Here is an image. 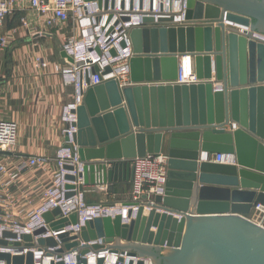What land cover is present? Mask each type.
I'll use <instances>...</instances> for the list:
<instances>
[{
    "label": "water",
    "instance_id": "water-1",
    "mask_svg": "<svg viewBox=\"0 0 264 264\" xmlns=\"http://www.w3.org/2000/svg\"><path fill=\"white\" fill-rule=\"evenodd\" d=\"M96 1L99 7L108 4ZM182 1L183 23H169L170 17L155 24L144 17L130 30V85L121 88L114 79L89 85L85 77L72 135L84 163L79 189L131 180L135 157L164 153V193L138 205L129 223L120 215L85 222L78 237L82 244L76 236L59 234L58 258L78 251L77 264H86V253L102 249L118 254L121 264H264V220L257 224L245 217L255 204L264 206V42L226 24L264 34V0ZM184 55L192 57L197 82H175ZM97 70L94 66L91 73ZM64 146L73 153L72 146ZM210 154H232L235 163L205 160ZM42 216L52 230L77 221L76 214L62 218L58 207ZM4 238L16 235L4 231L2 247L33 246L28 234L21 236L24 243ZM36 242L57 245L53 237ZM163 248L169 252H156ZM0 261L33 264V255L0 252Z\"/></svg>",
    "mask_w": 264,
    "mask_h": 264
},
{
    "label": "built area",
    "instance_id": "built-area-1",
    "mask_svg": "<svg viewBox=\"0 0 264 264\" xmlns=\"http://www.w3.org/2000/svg\"><path fill=\"white\" fill-rule=\"evenodd\" d=\"M110 1L108 0L106 7L103 3L99 7L96 0H0V28L11 14L20 10H29L39 18L42 27L58 32L61 42L60 50L73 62L63 58V64L57 68V73L63 84L72 86L74 90L71 101L63 104L60 109L62 144L57 148L53 159L55 167L50 183L41 191V203L20 219L8 213L0 214V238L4 231H8L15 234L16 238H4V240L10 243H24L21 236L28 234L32 237L33 246L22 250L16 247L0 246V252L26 255L28 251H31L33 264H51L52 262L56 264L59 261L63 264H77L78 251H65L61 257H57L55 252L63 247V243L57 238L59 234L65 233L69 237L76 236V240L82 244L78 237L85 222L96 217L120 215L123 223H129L135 217L138 205L142 202H152L156 195L164 193L167 178V156L164 153L146 154L132 160L133 177L127 202L89 203L85 198V186L79 189V186L83 184V177L79 174L82 173L84 163L77 155L72 135L76 132L75 110L82 101V91L87 87L85 77L88 76L89 85H96L108 79L116 80L121 88L130 85V59L133 56L130 30L140 26L144 17H152L155 24L160 18L171 17L172 20L169 23L172 24L185 21V2L182 0H112L113 6L110 5ZM19 23V26L27 30L30 35L42 33L37 25L31 30L30 23L24 16L20 18ZM233 26L239 33H249L250 38L264 42V34L250 31L249 28L240 25ZM17 29H11L9 34H16ZM6 43L5 34H0V49ZM186 56L192 59L190 55H184L179 59L175 80L178 84L197 82L193 60L191 66L188 65L186 68L184 65L183 59ZM77 62L82 64L76 65ZM35 65L46 67L47 63L37 57ZM94 66L98 70L92 74L91 70ZM107 67L109 71L105 73ZM227 128L230 129V127ZM231 128L235 129L236 125L232 124ZM15 132V124L4 120L0 111V201L10 198L11 188L25 171L43 167L48 162L46 157L40 155L13 162L10 154L16 140ZM65 136L68 140H65ZM64 144L72 146L73 153L72 149L65 147ZM204 159L221 164L235 163L232 154H210L205 155ZM65 166H70L71 169H66ZM67 174L73 176L74 179L67 180L65 178ZM67 184L72 187L66 188ZM68 192L71 195L67 197ZM56 207L60 209L62 218L76 214L77 221L52 230L42 215ZM129 210H131L130 216H128ZM253 210L263 221L264 206L255 204ZM19 213H22V210ZM54 220L56 221L57 218ZM41 228L44 229L43 233L33 235L35 230ZM48 237L55 238L57 245L44 247L37 244L38 238ZM96 242L100 241H91L89 244ZM118 256L116 253L101 249L89 251L84 258L86 264H97L98 258H103V264H121L118 262ZM145 263L148 264L147 261ZM0 264L6 263L0 261Z\"/></svg>",
    "mask_w": 264,
    "mask_h": 264
},
{
    "label": "crops",
    "instance_id": "crops-1",
    "mask_svg": "<svg viewBox=\"0 0 264 264\" xmlns=\"http://www.w3.org/2000/svg\"><path fill=\"white\" fill-rule=\"evenodd\" d=\"M23 16L29 21L31 30L37 25L42 33L30 35L19 26ZM14 28H18L17 33L9 34ZM0 34H5L7 39L0 49V111L4 120L15 124L16 131L10 158L13 162L36 155L48 159L45 166L25 171L11 188L10 198L0 201L1 215L8 213L20 219L41 203V191L50 183L55 167L53 159L62 144L60 109L71 101L74 90L72 86L64 85L57 73V68L63 64L58 32L42 27L33 12L20 10L11 14L0 28ZM37 57L46 61L47 66L37 67ZM131 180L87 185L86 201L127 202ZM190 208L193 210L192 206ZM245 217L257 224L262 221L253 209ZM168 250L163 248L156 252L165 255Z\"/></svg>",
    "mask_w": 264,
    "mask_h": 264
},
{
    "label": "bare ground",
    "instance_id": "bare-ground-1",
    "mask_svg": "<svg viewBox=\"0 0 264 264\" xmlns=\"http://www.w3.org/2000/svg\"><path fill=\"white\" fill-rule=\"evenodd\" d=\"M181 61H182V59H181ZM183 61H184V65H185L186 68L188 67V65L191 66V64H192V59L188 58L187 56L184 57Z\"/></svg>",
    "mask_w": 264,
    "mask_h": 264
},
{
    "label": "rangeland",
    "instance_id": "rangeland-1",
    "mask_svg": "<svg viewBox=\"0 0 264 264\" xmlns=\"http://www.w3.org/2000/svg\"><path fill=\"white\" fill-rule=\"evenodd\" d=\"M60 133H61V130H60ZM87 191V190H86Z\"/></svg>",
    "mask_w": 264,
    "mask_h": 264
}]
</instances>
